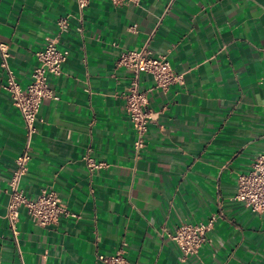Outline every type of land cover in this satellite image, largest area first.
I'll return each instance as SVG.
<instances>
[{"label":"crops","instance_id":"1","mask_svg":"<svg viewBox=\"0 0 264 264\" xmlns=\"http://www.w3.org/2000/svg\"><path fill=\"white\" fill-rule=\"evenodd\" d=\"M61 17L69 28L57 47L69 55L47 79L59 98L39 106L21 187L32 198L51 187L78 216L40 226L22 210L19 255L4 212L25 131L0 68V264H104L97 255L122 243L130 264H264V214L231 199L264 153V0H90L81 10L75 0H0V41L21 86ZM144 46L183 82L162 91L140 73L157 119L136 154L121 96L132 73L116 60ZM88 148L108 166L90 173ZM212 214L198 254L179 260L168 233Z\"/></svg>","mask_w":264,"mask_h":264},{"label":"built area","instance_id":"2","mask_svg":"<svg viewBox=\"0 0 264 264\" xmlns=\"http://www.w3.org/2000/svg\"><path fill=\"white\" fill-rule=\"evenodd\" d=\"M127 1L137 0H109L114 6H121ZM79 10L88 5L90 0H75ZM57 33L47 36L42 49L36 52V64L31 70L30 81L21 86L9 64L8 44L0 41V68L4 72L2 88L8 92L12 104L19 110L23 120L25 142L22 152L15 159V168L8 179V201L4 212L13 241L20 255L17 223L19 215L24 210L32 222L40 226L54 224L61 216L76 218L78 215L70 211L57 193L51 188H42L36 197L25 194L21 187V180L28 170V162L31 158V144L37 133L36 123L39 106L43 100L51 98L58 100V95L49 87L48 75L58 76L62 72V65L66 61L68 50H60L57 47L60 35L69 28L66 17L57 20ZM134 29V26L131 27ZM78 30L81 31L79 28ZM146 46L139 50H122L116 60V65L131 71L132 76L128 87L121 94L124 99V108L135 133L133 148L138 152L145 146V136L149 125L156 121L157 112L148 108L147 92L139 87L140 73L149 74L154 86L162 91H167L173 84H182L183 74L173 70L165 56L152 57ZM88 171L92 173L107 167L106 162H97L90 154L88 148L83 156ZM241 202L253 214H264V153L258 154L251 163L247 172L237 176V190L231 198ZM216 221L215 215L204 222H182L168 233L171 241L179 248L178 259L184 261L189 256L198 254L200 247L206 241V234ZM124 245L112 254L97 255V260L104 264H130L124 252Z\"/></svg>","mask_w":264,"mask_h":264}]
</instances>
